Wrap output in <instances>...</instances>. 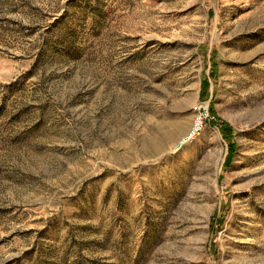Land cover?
Returning <instances> with one entry per match:
<instances>
[{
  "label": "rangeland",
  "instance_id": "obj_1",
  "mask_svg": "<svg viewBox=\"0 0 264 264\" xmlns=\"http://www.w3.org/2000/svg\"><path fill=\"white\" fill-rule=\"evenodd\" d=\"M0 264H264V0H0Z\"/></svg>",
  "mask_w": 264,
  "mask_h": 264
},
{
  "label": "built area",
  "instance_id": "obj_2",
  "mask_svg": "<svg viewBox=\"0 0 264 264\" xmlns=\"http://www.w3.org/2000/svg\"><path fill=\"white\" fill-rule=\"evenodd\" d=\"M196 109H198V108H196ZM202 109H203V108L200 107V108H199V111H202ZM199 120H200V121L202 122V124H203V121H202V117H201V116L199 117ZM200 126L202 127V125H200ZM200 129H201V128H200ZM200 129L197 130V131H196V130H192L191 133L189 134L188 138H193V137H195L197 134H199Z\"/></svg>",
  "mask_w": 264,
  "mask_h": 264
},
{
  "label": "bare ground",
  "instance_id": "obj_3",
  "mask_svg": "<svg viewBox=\"0 0 264 264\" xmlns=\"http://www.w3.org/2000/svg\"><path fill=\"white\" fill-rule=\"evenodd\" d=\"M200 125H202V122L199 120V117H198L197 120H196V122H195V124H194V126H193V128H192V130H196V131L199 130L201 128Z\"/></svg>",
  "mask_w": 264,
  "mask_h": 264
}]
</instances>
